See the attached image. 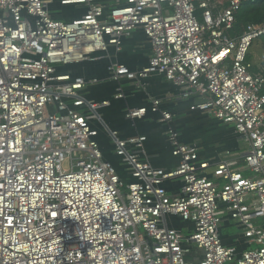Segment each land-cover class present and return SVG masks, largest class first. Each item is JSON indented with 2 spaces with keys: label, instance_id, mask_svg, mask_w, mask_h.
Listing matches in <instances>:
<instances>
[{
  "label": "built area",
  "instance_id": "obj_1",
  "mask_svg": "<svg viewBox=\"0 0 264 264\" xmlns=\"http://www.w3.org/2000/svg\"><path fill=\"white\" fill-rule=\"evenodd\" d=\"M63 3L87 11L64 22L43 0H0V264H264V67L248 60L264 22L233 35L242 0H125L110 9L97 0ZM137 29L151 44L148 67L131 72L109 57L111 78L140 88L165 77L182 98L200 99L191 110L232 126L245 154L201 161L153 100L178 167H153L146 137L116 132L109 135L130 181L104 159L91 120L107 102L80 93L98 80L60 68L120 52ZM147 112L129 109L126 117ZM173 179L182 182L177 197L164 187ZM170 217L192 230L171 228ZM225 220L243 230L246 250L223 242Z\"/></svg>",
  "mask_w": 264,
  "mask_h": 264
},
{
  "label": "crops",
  "instance_id": "obj_2",
  "mask_svg": "<svg viewBox=\"0 0 264 264\" xmlns=\"http://www.w3.org/2000/svg\"><path fill=\"white\" fill-rule=\"evenodd\" d=\"M43 1L47 4L52 17L64 22L78 20L87 11L85 5L64 4L63 2L67 0ZM97 1L106 9L125 2V0ZM109 57L126 66L131 72H139L148 67L152 57L150 41L142 29H137L123 40L120 52L110 48L108 55L103 54L95 62L74 64L61 71L73 78L98 80V83L87 85L80 93L92 104L101 105L107 102V105L97 109L91 126L99 132L97 141L104 159L114 166L124 181H130L131 178L124 172L123 160L116 155L109 132H116L120 139L146 137L144 153L153 167L166 171L178 167L179 159L172 155L167 138V125L161 121L159 113L151 111L153 100L161 102L160 111L172 115L171 127L178 133L180 142L196 146L201 161L212 166L223 160L227 154L236 156L246 153V145L232 126L221 123L211 114L191 110V107L200 101L199 98H182L181 89L161 75H153L144 80L140 88L126 78L118 83L108 72L109 61L112 60ZM120 93L123 94V98H117ZM138 108H147V115L143 119L131 120L126 117L127 110ZM82 110L88 111L86 106ZM212 171L213 167L207 170L209 174ZM164 187L169 196L177 197L180 195L182 182L180 179L168 180ZM169 225L185 234L192 230L190 223L176 217L169 218ZM231 226V221L225 220L221 230L223 242L227 246L235 247L239 252L246 250L248 245L243 234H225L224 229Z\"/></svg>",
  "mask_w": 264,
  "mask_h": 264
},
{
  "label": "trees",
  "instance_id": "obj_3",
  "mask_svg": "<svg viewBox=\"0 0 264 264\" xmlns=\"http://www.w3.org/2000/svg\"><path fill=\"white\" fill-rule=\"evenodd\" d=\"M197 12V16H199ZM236 22L233 35L242 34L251 24H261L264 22V0H242L240 9L236 12ZM264 38V37H263ZM264 67V64L262 65ZM60 70H65L61 67Z\"/></svg>",
  "mask_w": 264,
  "mask_h": 264
},
{
  "label": "rangeland",
  "instance_id": "obj_4",
  "mask_svg": "<svg viewBox=\"0 0 264 264\" xmlns=\"http://www.w3.org/2000/svg\"><path fill=\"white\" fill-rule=\"evenodd\" d=\"M223 1V0H221ZM227 1V0H224ZM199 12V19L201 16V11ZM249 62L253 65L254 70L257 69V67L264 64V38L257 39L253 42V45L250 49L249 55H248ZM253 70V71H254ZM232 226L230 228L224 229L225 234H243V230L240 229L235 222H231ZM262 223V221H260Z\"/></svg>",
  "mask_w": 264,
  "mask_h": 264
},
{
  "label": "water",
  "instance_id": "obj_5",
  "mask_svg": "<svg viewBox=\"0 0 264 264\" xmlns=\"http://www.w3.org/2000/svg\"><path fill=\"white\" fill-rule=\"evenodd\" d=\"M72 65H74V64H72ZM69 67H71V65H67V66H65V68H69Z\"/></svg>",
  "mask_w": 264,
  "mask_h": 264
}]
</instances>
